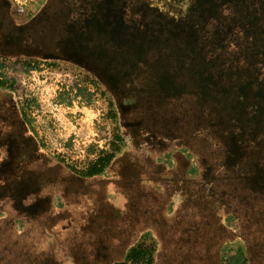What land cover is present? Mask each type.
Returning a JSON list of instances; mask_svg holds the SVG:
<instances>
[{
  "label": "rangeland",
  "instance_id": "rangeland-1",
  "mask_svg": "<svg viewBox=\"0 0 264 264\" xmlns=\"http://www.w3.org/2000/svg\"><path fill=\"white\" fill-rule=\"evenodd\" d=\"M101 1L80 12L97 16L96 28L112 43L106 47L119 55L123 36L134 38L132 66L113 79L148 72L135 79L146 81L152 96L138 97L134 108L119 105L113 85L86 67L49 54L66 26L63 4L74 6L72 0H0V33L30 31L35 35L25 41L36 47L18 55L2 47L7 67L0 80L14 89L0 90L7 111L0 123L21 125L18 138L28 147L19 149L20 161L0 184V264H113L124 260L139 230L154 236L155 264H264V114L245 124L237 120L228 101L240 92L232 88L220 98L210 80L219 67H207L200 55L208 49L195 43L197 35L203 39L202 15L228 11L226 4ZM9 10L21 13L3 19ZM251 41L264 52V29ZM17 56L29 68L10 69ZM255 56L260 64L263 58ZM162 76L171 84L162 87L168 94L160 88ZM241 131L245 154L233 158L227 144L243 139ZM109 155L105 176L84 180L82 174ZM118 194L126 199L121 209ZM147 220L152 223H140Z\"/></svg>",
  "mask_w": 264,
  "mask_h": 264
},
{
  "label": "flooded vegetation",
  "instance_id": "flooded-vegetation-1",
  "mask_svg": "<svg viewBox=\"0 0 264 264\" xmlns=\"http://www.w3.org/2000/svg\"><path fill=\"white\" fill-rule=\"evenodd\" d=\"M72 1L74 6L67 7L63 4L62 9L63 15L66 16V26L64 27L65 29L63 28V31L61 29L58 31V33H60V35L62 34L64 37L62 38L59 35L60 38L56 36L54 38L55 40L53 39L56 48H54L52 54H49L54 57L57 56V58H66L73 63L84 66L102 82L107 83L108 85L112 84L113 88L111 92L116 98L118 104L123 105V107L134 108L139 105L137 100L138 97L152 96L151 92L147 89V82H140L135 79L136 77H143V75H148L147 71L144 72L143 70H136L134 75H132L131 73H127L117 81L113 79V76L117 75V71L119 69L125 67L130 68V66H132V62H134L135 56L132 49L134 38H132V34H126L123 36L121 46L124 51L120 52L119 55H114L113 52H111V49L106 47L107 42H109L108 38L105 36L106 30L100 29L97 32L95 31V36H93L92 31H89L91 30V28H88L86 32H83L84 30H82L83 28H87L88 23H86V20H88L91 15L94 14L93 11H91L87 13V17L84 18V14L80 12L83 8L82 6L88 4V9H90V7L94 8L92 7L94 3H102V1ZM89 1H92V3H88ZM204 1H208L209 3H212L213 1L214 3L226 4L225 7L228 11L224 10L221 13H218L217 11L213 12L211 15L207 13L203 14V24L201 27V30H203L204 32L203 39H201L200 35H197L198 39L195 40V43L199 48L206 46V49H208L205 52H202L200 55V58L203 60L205 65L209 67L212 63V65H214L215 67H219V69L213 73L210 80L213 82V84H215V86L213 87L218 90L220 98H222L221 96H224V98H226L225 94L232 88H236V92H240L241 96L239 98L235 99L234 97L231 98L230 96V100L228 102L230 106L233 107L234 111L237 112V120L245 124L246 122H250L251 116L258 118L259 114H264V101L259 100L258 102H252V99H258L254 98L256 96L264 97V52L262 49L258 51V45H255V41H251V38L255 37L256 33L264 29V0ZM1 13L6 12L3 11ZM19 13L21 12L9 10L7 11L6 15H3V19L6 20V18L8 17L9 20L12 21V14ZM80 15H82L83 17H81ZM101 18L102 17L99 15L98 22H101ZM251 22L254 24L252 25L253 29L248 24ZM126 25L128 24L126 23ZM7 28L8 25L5 27V29ZM98 28L100 27L98 26ZM95 30H97L96 26ZM29 32L30 31L26 30L24 32V37H20V35L22 34H20L16 29H11V27L7 32H1L0 59L3 60V57H7L6 53L3 52L2 47H5L7 51H10L13 47V49L17 52L16 55L23 53L25 47H28L27 49H29L30 47H35V45H33V41L29 40V44H27L28 41H25L28 36L34 37L35 35H30L31 32ZM10 33L12 34V36H10ZM78 33H85V36H87V34L90 35L89 41L87 40V37H85L83 46H80L76 42V40H74L75 36ZM54 34L58 35L55 32ZM37 35L38 37L35 40L38 42L39 40H41V37L40 34L37 33ZM7 37L11 39L12 37H19L20 39L14 42H10V40H8L9 42H7ZM50 37H44L45 43L49 40ZM46 44L48 45V42ZM255 47L257 48L256 50ZM78 48L82 50L85 49V54L81 53V51L79 53L76 50ZM59 50L63 51L64 54L59 56ZM258 54L263 58L260 64L254 62L256 60L255 55ZM118 56L122 60L121 63L116 61ZM16 60H20V58L17 56L14 61ZM210 76L211 74H209L208 77ZM238 77L240 81H238ZM172 80L175 81L174 78H172ZM140 84L142 85L141 87H139ZM170 85V82L167 81L164 76H162V78L160 79V88L165 94H168L167 92H169L170 90L166 91L163 90V88L168 87L169 89H171ZM0 90L6 89L0 88ZM108 92L110 91L108 90ZM255 108H260V112ZM2 109L3 108L0 106V117H2L3 113H7L6 110L2 113ZM253 111L257 116L254 115ZM20 119L21 122L26 126V128H29L28 122L22 114H20ZM18 126L21 125L18 124L16 125V127L12 128L9 121H2L0 123V184L4 182V179L7 180V178H9V175L11 174V171L13 169L15 170L14 162L16 160L20 161L21 155L19 154V149L23 150L24 152V150L28 147V144H26L25 141L26 139L18 138V133L16 130ZM241 132L242 134L240 137H243V139L238 137L239 140H236V138L232 137L229 139V143L227 144L225 153L234 156L233 158H236L237 155L245 154V151L241 150V152H239V149L242 146L245 148L247 144V134L243 136V131ZM262 160L264 161V159ZM262 169H264V164ZM8 187L9 186L7 185V188ZM11 189L13 192L15 191V189L12 187V184ZM4 191L5 187L3 188V192ZM7 196L10 195L7 193ZM20 208L22 207L20 206L18 209Z\"/></svg>",
  "mask_w": 264,
  "mask_h": 264
},
{
  "label": "trees",
  "instance_id": "trees-1",
  "mask_svg": "<svg viewBox=\"0 0 264 264\" xmlns=\"http://www.w3.org/2000/svg\"><path fill=\"white\" fill-rule=\"evenodd\" d=\"M96 18H97V16L95 14H92L91 15V22L92 23H91V25H87V28H91V30H89V31H92L93 36H95V33H94L95 31L97 32L101 29V28L97 27V30H95L94 26H95V19ZM86 23H90V18L88 19V22L86 21ZM85 37H87V40L89 41V39H90L89 34H87V36H85V33H78L75 36L74 40H76V42L80 46H83L84 42H85ZM76 50L79 53H80V51H81V53H84V54L86 52L85 49L82 50V49L78 48ZM5 67H7V66H5V62L0 59V71L2 69H4ZM9 67H10V69L17 71L19 68H25V67L29 68V63H27L25 61H21V60H16ZM0 88H2V89L10 88V90L14 89L12 86V83L7 85L6 82H4L3 80H0ZM79 93H81L80 90H78V94ZM112 159H113L112 155L103 156V157L98 158L97 161L94 162V164H92L90 166V168L85 173H83L82 175L90 177V176L99 175V174L103 173L104 170L111 163ZM154 250H155L154 244H144V243L138 244L134 248H131L129 250V252L127 253V255L123 261L115 263V264H155L154 257H153Z\"/></svg>",
  "mask_w": 264,
  "mask_h": 264
},
{
  "label": "crops",
  "instance_id": "crops-1",
  "mask_svg": "<svg viewBox=\"0 0 264 264\" xmlns=\"http://www.w3.org/2000/svg\"><path fill=\"white\" fill-rule=\"evenodd\" d=\"M105 170H104V172L103 173H101V174H99V175H94V176H83L82 175V177H84L85 179L84 180H86V181H92V180H96L97 178H101L102 176H105ZM134 179H136V180H138V177H136V178H134ZM141 179V178H140ZM142 180V179H141ZM93 182V181H92ZM97 182V181H96ZM98 183L99 182H97L96 184H92L93 186H96V185H98ZM145 184H146V186H149V187H152L153 188V184L152 183H150V181L149 180H146L145 181ZM99 186V185H98ZM97 187V186H96ZM108 190H109V192L112 194V192L111 191H113L112 190V188L111 187H108ZM116 197V203H117V206H119V208L121 209L122 208V205H123V203H124V201L126 200L121 194H118L117 196H115ZM150 201H153V200H150ZM150 203V202H149ZM148 203V204H149ZM146 217H148V216H146ZM140 223H142V225H150L151 223H152V221L151 220H147L145 223H143V221L142 222H140ZM140 223L138 224V223H135V225H140ZM136 236H137V238L136 239H134V245H132L131 247H129L128 248V251L126 252V254H125V256H124V258L126 257V255H127V253L129 252V250L131 249V248H134L136 245H138V244H142V243H144V244H154L155 245V250H154V255H153V257L155 258V255L157 254V246H156V242L154 241V236L151 234V232H150V230H147V231H142V232H140V230L137 232V234H136ZM119 239L120 238H117L116 240H115V242H119ZM97 241H99V240H97Z\"/></svg>",
  "mask_w": 264,
  "mask_h": 264
}]
</instances>
